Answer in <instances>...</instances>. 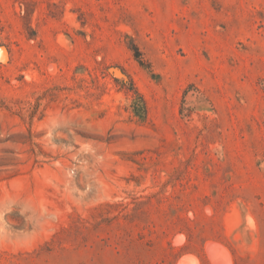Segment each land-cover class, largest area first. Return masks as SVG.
I'll return each instance as SVG.
<instances>
[{"label": "rangeland", "instance_id": "374dc122", "mask_svg": "<svg viewBox=\"0 0 264 264\" xmlns=\"http://www.w3.org/2000/svg\"><path fill=\"white\" fill-rule=\"evenodd\" d=\"M0 264H264V0H0Z\"/></svg>", "mask_w": 264, "mask_h": 264}, {"label": "bare ground", "instance_id": "6f19581e", "mask_svg": "<svg viewBox=\"0 0 264 264\" xmlns=\"http://www.w3.org/2000/svg\"><path fill=\"white\" fill-rule=\"evenodd\" d=\"M217 248V247H216ZM212 250H214V249H212ZM214 253H215V251H213ZM213 252H211V253H213ZM217 253V252H216Z\"/></svg>", "mask_w": 264, "mask_h": 264}]
</instances>
